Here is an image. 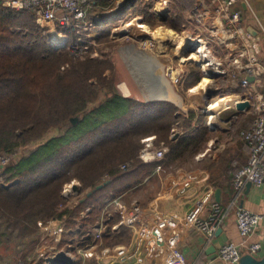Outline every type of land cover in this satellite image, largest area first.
I'll return each mask as SVG.
<instances>
[{
	"label": "trees",
	"instance_id": "1",
	"mask_svg": "<svg viewBox=\"0 0 264 264\" xmlns=\"http://www.w3.org/2000/svg\"><path fill=\"white\" fill-rule=\"evenodd\" d=\"M173 2L171 15L164 21L157 20L152 2L138 8L134 2L132 7L144 15L150 27L159 22L181 32L185 13L193 10L196 0ZM111 4L103 3L101 8L112 9L115 2ZM35 18L30 11L0 8V153L14 156L25 151L7 167L8 185L0 182V248L5 251L31 247L39 234V222L80 216L88 207L91 211L83 227L94 225L111 192L118 195L128 189L127 183L142 182L159 164L139 159L145 138L155 135L158 145L169 147L168 163L196 152L209 138L202 134L203 129L171 140L172 128L181 119L177 106L125 97L116 87L112 61L71 56L70 43L53 45L50 35H42ZM107 18L96 27L100 42L110 41L113 22ZM200 76L193 68L186 86H195ZM195 114L189 111L185 129L191 130ZM242 127L247 129L250 123ZM54 131L57 135L47 138ZM246 160L233 161V176ZM74 179L81 183L82 192L110 183L59 213L62 189ZM115 224L111 222L109 229ZM68 227L73 228V222ZM111 233L103 236L106 246L129 238L123 225ZM86 240L78 245L87 246Z\"/></svg>",
	"mask_w": 264,
	"mask_h": 264
},
{
	"label": "crops",
	"instance_id": "2",
	"mask_svg": "<svg viewBox=\"0 0 264 264\" xmlns=\"http://www.w3.org/2000/svg\"><path fill=\"white\" fill-rule=\"evenodd\" d=\"M127 1L129 0H122V2ZM164 1H167V3H164ZM203 1L207 6L209 0ZM170 2L172 3L171 9L168 6ZM199 3V8L202 11H206V6L203 5L202 0H196L195 6ZM160 4L161 6L159 7L158 5ZM156 5L154 9L156 14L165 13L170 16L174 2L173 0H161V2L157 1ZM237 9L242 12L245 26L249 30L254 31V35L260 38L261 57L264 60V0H242L238 4ZM193 10L185 13L186 24L180 33L188 34L185 37L193 39L200 36L206 37L209 40V50L212 53L214 50V55L211 56L212 60L215 63L222 62L226 71H229L224 56L227 51L223 50L222 47L217 48V45L210 41L209 33H203L201 27L194 19L192 20L189 17ZM211 17L209 20H211ZM187 46L182 47L180 50L184 51L183 49H186ZM164 53L166 51L160 55L162 61L164 57L165 59L167 57L166 54L162 56ZM184 60L186 59L184 58ZM192 61L195 63L194 65L191 64L193 63ZM192 61L181 62L178 68L167 67L164 64V74L170 76L171 81H173L172 84L177 86L179 83L182 93L185 95L191 94V97H195V99L190 100V109L178 112L181 119L172 128L170 138L171 140H177L193 130L196 133L203 129L205 130L202 134L207 135L209 138L203 142L201 148L196 152L188 153L184 158L174 163H168L166 159L162 161L154 158L144 160L139 154V159L145 164H159L142 182L127 183L128 189L118 195H113L111 192V196L105 200V206L99 220L94 225L88 224L86 229L83 227V220L87 218L91 207L81 212L80 216L71 217L70 215H65L64 220L66 221L67 230L64 233L63 242H65V245L62 249L69 250L71 252L69 253L70 255L74 254L75 264H107L106 256L116 255L117 253H121L118 255V264H168L174 252L181 256L186 261V264L206 262L224 264L218 256L220 248L227 243L241 245L245 242L237 228V210L245 208L252 213L264 215V185L260 188L252 185L251 189H247L246 186L241 192L236 191L233 186L231 165L235 160L244 162L247 159V145L244 141L237 145L239 140L233 144L231 139L228 138L229 132H221L219 135H215L217 134L215 130L223 128L221 125L223 123L222 120H225V124L231 127L233 125L236 126L237 122H239V117L245 116L247 111H238L233 105L234 101L239 99L238 96L244 90L238 89L236 87L237 82L229 77L230 75L228 74L214 79L210 78L211 83L207 87L202 86L206 75L201 64L197 61ZM193 68H197L201 76L194 83L195 86L187 87L186 81ZM173 73H176L174 78ZM124 86L126 88L120 87L122 94L125 97H132L130 95L132 94L131 89L126 85ZM197 88L199 89L195 91ZM209 93L211 97L209 105H207L205 97ZM214 93L216 95L213 96ZM141 95L148 102L161 101L154 98L148 99L147 97H152L148 91ZM219 97L229 99L228 105L212 113L207 111V108L215 101L214 99L217 100ZM171 103L177 107L179 105L173 101ZM190 110H194L196 113L195 118L191 122V130L185 129L184 126V120L189 117ZM229 113L231 116H228ZM213 116H217V120H213ZM251 123L252 121L250 126ZM147 138H150L149 144L151 146L148 150H151V153L162 147L169 148L165 143L158 145L155 135ZM190 162L194 163L197 168L192 170L188 166L186 168L185 166ZM83 197H79L78 201L71 200L69 203L67 202L68 205L64 211L67 208L72 209L77 206L80 201L82 202ZM215 204L225 210V215L218 224L217 231L213 237L209 238L192 221L195 219L203 222L210 221ZM88 209L90 210L86 213ZM84 212L86 215L82 217ZM157 214L168 215L170 219L160 224H154ZM172 217L175 219L173 221L176 224L175 226L169 224ZM69 221L73 222V228L68 227ZM111 222L118 223L112 227V230L109 229ZM120 225L128 229L126 237L129 238L124 239L122 243H116L111 246L104 245L103 236L111 232L113 235V232ZM105 226L107 230L102 233ZM98 233H100V237L95 236ZM84 239H87L85 241L87 246L84 245L82 247L88 251L78 253L74 248L70 249L69 245L72 242L75 247H79L78 244L83 243ZM245 240L248 244L260 243L262 250L256 256H253H264V220L258 226L254 235ZM38 241L39 234L30 250L28 249L27 252L23 253V258L31 257L34 254ZM53 246L51 245V247ZM248 254V252L244 251L243 256ZM2 260L3 257L0 256V264H3Z\"/></svg>",
	"mask_w": 264,
	"mask_h": 264
},
{
	"label": "built area",
	"instance_id": "3",
	"mask_svg": "<svg viewBox=\"0 0 264 264\" xmlns=\"http://www.w3.org/2000/svg\"><path fill=\"white\" fill-rule=\"evenodd\" d=\"M241 1L209 0L206 6L202 0L203 5L206 6V11L199 8V3L189 16L201 27L203 33H209L210 41L217 45V48L222 47L223 50L227 51L224 56L229 71H226L222 62L215 63L212 60L211 56L214 55V50L213 53L209 50V40H204L201 36L194 38L195 41L192 44H198V47L190 55L197 57V62L201 64L205 75L207 73H214L219 76L228 74L237 82L236 87L244 90L238 96L239 99L234 101L235 108L240 102L250 103V108L245 111L252 115V123L249 128L242 130L240 133L241 138L248 147V157L246 162L238 167L233 176V186L238 192L243 191L248 184L258 188L264 185V60L261 57L260 38L245 26L242 12L237 9ZM112 2H115V0H0V8H8L17 12H32L39 23L51 29L52 34H61L65 38L66 41L64 40V43L57 46L70 43V54L78 57L83 56V52L88 51L95 44L98 37L96 27L103 23V21L98 20L99 18H91L90 12L96 6H101L103 3L110 5ZM164 3H167V1H164ZM106 9L108 10V7ZM210 17L211 20H209ZM93 31L96 33H93ZM146 40L145 50L148 49L149 40L150 47H153L154 44L152 39ZM202 43H205L206 51H201ZM252 77L254 78L253 82L250 80ZM149 140L150 138L143 140L146 147L142 149L140 157L144 160L151 158L164 160L168 148L162 147L151 153V150H148L151 146ZM12 158L11 155L0 154V181L7 178L6 169L12 163ZM122 168L125 169L126 165ZM76 195L73 199L78 201L79 195L78 193ZM70 201L71 199L67 202ZM67 205L66 203L63 208L65 209ZM86 213H82V217ZM224 215L225 210L215 204L210 221L203 222L195 219L192 222L205 232L207 237L212 238ZM167 219H170L168 215L157 214L154 224L163 223ZM236 219L239 234L245 242L241 245L227 243L220 248L218 256L224 264H240L244 251L256 256L262 250L260 243L248 244L245 239L254 235L256 229L264 220V215L240 208L236 212ZM174 220L172 217L169 224L175 226ZM66 230L64 218H53L45 223H40L39 241L36 244L34 254L28 258L20 257L16 264H37L40 261L48 264L46 261L48 257L55 256L59 251H66L60 249ZM106 230L105 226L102 233H105ZM99 235L100 233L95 236L100 237ZM49 243L51 244L49 245ZM51 245L54 246L51 247ZM69 246L70 249L75 247L73 242ZM81 247L76 246L74 249L78 253L88 251ZM66 252L71 253L69 250ZM120 254L106 256L107 264H118V255ZM71 256L75 257L74 254H71ZM168 264H186V261L174 252ZM201 264H212V262Z\"/></svg>",
	"mask_w": 264,
	"mask_h": 264
},
{
	"label": "rangeland",
	"instance_id": "4",
	"mask_svg": "<svg viewBox=\"0 0 264 264\" xmlns=\"http://www.w3.org/2000/svg\"><path fill=\"white\" fill-rule=\"evenodd\" d=\"M157 1L161 2V0H133V1L129 0L127 2H122V0H116L115 4H114L115 7L112 9H108V10L102 9L100 5H99L100 7L99 6L94 7L91 11L92 12L91 18H99L98 20H101V21H103V23H105L104 20H106V19H104V17L107 18L109 16L107 18V21L113 22L112 28L110 30L111 33L109 36L110 41L100 42V41H98V37H99V35H98V37L95 40V44H93L88 51H84L83 56L77 57V58L83 59V58L89 56V57L94 58V59H100V60H107L108 59V60L112 61V63L114 64V67H115V70H114L115 83H116V87L119 89V91L121 89L120 87H122L123 85H126L127 87H129L131 89L132 94H130V95L132 96V98L139 100V101H143V102H148V101H145V98L141 95L143 93L142 92L143 90L141 87H140L141 89L138 87V85L135 81V77L131 71L130 66L131 65H137L139 69H141L143 67H144V69L146 68L145 69L146 71L143 70V72L146 75V78L149 82V85L157 91L160 90L161 92H164L163 89L161 88L162 81L157 76L158 70H156V73H155V71H153L154 66H149L147 64V62H145L143 59L139 58L136 54H132V53L128 52V51H131L130 47H134V48H137L139 50L146 51L147 54L150 55L149 56L150 59L159 58L161 55L160 50L162 52L166 51V53H164L162 56H165V54H166L167 57H166V59L164 57L162 62L167 67L171 66L172 68H178L179 63H181V62H185L188 60L189 61H192V60L197 61V57L195 58V57H193L194 55L193 56L190 55V54H192L191 50H190L191 51L190 52L187 49H183L184 51L179 49L180 41H182L184 39V37L188 34H183L180 32L177 33V31L169 28L168 26L162 25L159 22H157V25L155 27H150L147 24L148 22H147L146 18L144 17V15L141 14L140 12H135V10L139 7V5H140V7H144L147 3L152 2L150 8H153V13L155 14L157 20L158 21L166 20L169 17L168 15H166L165 13L164 14H161V13L156 14V12H154V9L156 8L155 6H157L156 5ZM134 2H137L135 4V5H137V8H135V10L132 7V4ZM112 3H114V2H112ZM124 3H126L125 6H126L127 10L124 11L125 13L120 15V14H118L119 13L118 8L120 5H122V4L124 5ZM158 6L160 7L161 4ZM168 6L171 9L172 3L170 2ZM111 19H114V20H111ZM35 21L37 24L40 25L42 35H50L51 39L55 38V36H61V34H55V35L52 34L51 29L48 26L39 23L37 18H35ZM103 23H100L99 25H103ZM131 23H133V24L130 25ZM141 25L145 26L146 28L145 27L139 28V26H141ZM157 30H160V32L163 36L162 37L163 41H160V40L156 39V37H154L155 36L154 32H156ZM94 32L95 31H93V33ZM146 39H152V41L154 43L153 47H150L149 45L151 43L149 40V43L147 44V46H148L147 50H145V48H144V46H145L144 44L147 41ZM204 40H207L206 37H204ZM161 46H162V48H160ZM69 47H71L70 44H69ZM184 58L186 60H184ZM137 62H139V63H137ZM191 64L194 65L195 63L193 62ZM66 67H68V66H66ZM66 67H63V69H65ZM163 74H164V71H163ZM107 75L112 76L113 74L108 72ZM166 78L170 81L172 88H173V91L179 99L178 101L176 100L175 102L173 101L175 99H173L171 101H168V103L170 104L172 101L174 103H178L180 105V106L178 105V109L180 112L182 110L190 109V105H191L190 100L195 99V97H191V94L185 95L184 93H182L183 91L181 89L180 84L178 83L177 86L173 85L172 84L173 81H171L170 76H166ZM160 82H161V84H160ZM214 95H216V94L214 93L213 96ZM189 97H190V99H189ZM214 100H216V99H214ZM219 100H221V99H219ZM155 102L167 103V101H155ZM230 105H232V103H230ZM228 116H231V114L229 113ZM221 118L224 119L223 117H221ZM238 119H239V122H237L236 126L233 125L231 127H229L227 124H225V120H222L223 123H221V125L223 126V128L215 130V132L217 133L215 135H219L221 132L222 133L229 132L230 135L228 136V138L231 139L232 143L234 144L237 142V140H239L237 145H240V143L242 141L239 137V133L242 130H244L243 129L244 127H242L243 125H245V124L248 125L252 121V116H251V114L246 113L244 117H239ZM55 135H57L56 131L51 132L47 136V138L53 137ZM225 137H227V136H225ZM24 152L25 151H22L21 153H16L12 158V160L15 159V160H13V162L18 160L24 154ZM0 154H2V153H0ZM187 166L190 167V170L197 168V166L192 162L188 163V165H186L185 167L187 168ZM6 176L8 178L10 176V173H6ZM0 182L4 186L8 185L6 182V178ZM74 186H78L81 189V183L77 179H74L73 181H71L70 183L66 184L63 187L62 193H61L62 201L58 205V210H57L59 213H63V211H64L63 206L66 205L68 200L71 199L72 201L73 200L76 201L75 199H73L75 196H77L76 195L77 192L73 189ZM88 191L89 190L82 192V190H81V192L78 193L79 197H81V196L83 197L85 194L88 193ZM74 192H76V193H74ZM40 223H43V222H39L38 226L40 225ZM26 243H29V242H26ZM30 248H31L30 246L29 247L27 246V248L25 250H21V252L14 251L13 249L5 251V249L0 248V256L3 257L2 263L3 264H16L18 259L23 256V253L27 252L28 249L30 250Z\"/></svg>",
	"mask_w": 264,
	"mask_h": 264
},
{
	"label": "bare ground",
	"instance_id": "5",
	"mask_svg": "<svg viewBox=\"0 0 264 264\" xmlns=\"http://www.w3.org/2000/svg\"><path fill=\"white\" fill-rule=\"evenodd\" d=\"M125 13V12H124ZM133 23H131L130 25H132ZM129 25V26H130ZM128 26V27H129ZM142 27H145V26H139V28H142ZM146 28V27H145ZM125 30V29H124ZM128 31V30H127ZM154 37H156V39H158V40H160V41H163L162 39V34H161V32H160V30H157L156 32H154ZM64 38L62 37V36H55V38H53L52 40H51V42H52V44L53 45H59L60 43H64ZM66 41V40H65ZM195 41V39H193V38H191V37H185L182 41H180V47H179V49H182L181 47H185L186 45H188V46H191V44L193 43ZM189 43V44H188ZM187 46V47H188ZM206 46L202 43L201 44V51H206V48H205ZM160 48H162V46L160 47ZM164 48V47H163ZM130 49H131V51H128V52H130V53H132V54H136L139 58H141V59H143L145 62H147V64L149 65V66H154V69H153V71H155V73H156V70H158L157 71V76H158V78H160L161 79V81H162V85H161V88L163 89V91L164 92H161L160 90L159 91H157V90H155L154 88H152L150 85H149V82H148V80H147V78H146V75H145V73L143 72V70H145L144 69V67L143 68H141V69H139L138 68V66L137 65H131L130 67H131V71H132V73H133V75H134V77H135V81H136V83H137V85H138V87L140 88H142V92L144 93L145 91H148L149 93H151V95H152V97H147L148 99H152V98H154V99H156V100H161V101H171V100H173V99H175V100H173L174 102L177 100H179L178 99V97L176 96V94L174 93V91H173V88H172V85H171V83H170V81L166 78V76L163 74V67H164V63L162 62V60L161 59H159V58H153V59H150V55H148L147 54V52L146 51H143V50H139V49H137V48H134V47H130ZM129 49V50H130ZM160 52L162 53V51L160 50ZM160 53V54H161ZM193 58V57H192ZM127 61V60H126ZM141 62V61H140ZM137 63H139V62H137ZM137 67V68H136ZM142 70V71H141ZM146 71V70H145ZM174 77H176V73H173V78ZM159 79V80H160ZM211 83V79L210 78H206L205 77V79L203 80V83H202V86H205V87H207V85H209ZM160 84H161V82H160ZM123 87H125L124 85H123ZM126 88V87H125ZM140 88V89H141ZM199 88H197L195 91H197ZM219 99H221V100H219ZM219 99H217V100H215V101H213L212 103H211V105H210V107H208L207 108V111H209V112H213V111H218V110H220V108H222L223 106H225V105H228V103H229V99H227V98H219ZM232 99V98H231ZM212 119L213 120H217V116H213L212 117Z\"/></svg>",
	"mask_w": 264,
	"mask_h": 264
},
{
	"label": "water",
	"instance_id": "6",
	"mask_svg": "<svg viewBox=\"0 0 264 264\" xmlns=\"http://www.w3.org/2000/svg\"><path fill=\"white\" fill-rule=\"evenodd\" d=\"M126 3H124V5H120L119 8H118V14L122 15L124 13V11L127 10L126 6H125ZM110 20V19H109ZM111 20H114V19H111ZM252 33L255 34L254 31L250 30ZM198 47V44H195V45H191V46H188L186 47L187 50H191L192 52L195 51ZM190 51V52H191ZM206 77H209V78H217L219 77L218 74H214V73H207L206 74ZM250 80L253 82L254 81V78H250ZM211 97V94L209 93L205 99H206V104L209 105V99ZM250 108V103L249 102H240L237 104L236 106V109L238 111H243V110H248ZM74 122H76V120H74ZM110 183V181H106L102 184H100L99 186H97L95 189L89 191L82 199V202L86 201L89 197H91L95 192H97L98 190H101L103 189L105 186H107L108 184ZM251 186L252 184H248L247 185V189H251ZM73 189L77 192V193H80L81 192V189L78 187V186H74ZM47 263L48 264H75V260L74 258L66 251L62 250V251H59L55 256L53 257H48L46 259ZM240 264H264V256L262 257H255L253 255H245L242 257L241 259V262Z\"/></svg>",
	"mask_w": 264,
	"mask_h": 264
}]
</instances>
